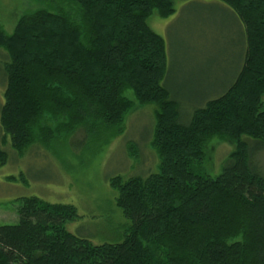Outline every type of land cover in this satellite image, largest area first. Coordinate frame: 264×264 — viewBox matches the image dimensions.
<instances>
[{
  "label": "trees",
  "instance_id": "1",
  "mask_svg": "<svg viewBox=\"0 0 264 264\" xmlns=\"http://www.w3.org/2000/svg\"><path fill=\"white\" fill-rule=\"evenodd\" d=\"M31 1L40 8L21 15L11 35L0 27L2 143L8 137L22 157L37 142L47 147L55 135L82 131L80 143L97 153L122 133L130 91L138 106L155 107L149 146L158 172L108 179L129 221L115 244L69 233L79 219L71 205L20 199L17 224L0 227V264H264V177L249 164L264 150V0H217L241 25L243 63L187 124L162 83L164 40L147 25L153 13L173 15L174 0ZM213 138L234 144L216 178L201 171ZM126 149L137 160L136 145Z\"/></svg>",
  "mask_w": 264,
  "mask_h": 264
},
{
  "label": "rangeland",
  "instance_id": "2",
  "mask_svg": "<svg viewBox=\"0 0 264 264\" xmlns=\"http://www.w3.org/2000/svg\"><path fill=\"white\" fill-rule=\"evenodd\" d=\"M38 8L39 4L31 0H0V27L11 35L17 19ZM147 25L164 40L166 74L162 83L179 103L180 123L187 124L193 107L200 106L205 98L218 97L233 83L245 53L241 25L232 11L217 0H174L173 15L160 18L153 13ZM1 52L4 51L0 50V107L6 60ZM126 97L134 107L124 118L122 133L97 153L90 149L92 146L80 143L84 135L79 131L73 137L55 135L47 147L37 142L19 157L8 137L2 143L0 130V152L7 155V162L0 165V227L17 224L18 201L35 197L50 204L73 206L79 219L67 224L66 230L92 245L123 240L129 221L115 206L117 193L110 188L108 179L147 177L158 172V158L149 146L155 107L138 106L130 91ZM49 125L53 128L56 123ZM129 142L138 149L137 160L128 156ZM233 151L234 144L213 138L205 147L202 173L211 178L219 176ZM249 164L264 177V150L253 151ZM10 177L16 182L8 183L6 179Z\"/></svg>",
  "mask_w": 264,
  "mask_h": 264
}]
</instances>
